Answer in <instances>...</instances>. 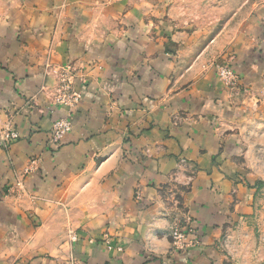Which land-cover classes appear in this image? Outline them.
Instances as JSON below:
<instances>
[{
	"label": "crops",
	"instance_id": "crops-1",
	"mask_svg": "<svg viewBox=\"0 0 264 264\" xmlns=\"http://www.w3.org/2000/svg\"><path fill=\"white\" fill-rule=\"evenodd\" d=\"M63 26L26 6L0 12V138L4 128L18 135L7 147L0 143V264H28L37 255L30 264H221L227 258L219 238L264 232V174L256 172L255 154L264 145V29L256 32L259 57L237 61L246 91L230 96L218 86L210 94L218 97L215 113L172 126L168 116L189 97H180L159 67L148 68L141 49L94 34L83 22L67 33ZM69 63L79 73L81 100L72 129L50 148L51 125L64 111L44 92ZM182 163L192 172L183 202L200 243L172 254L163 236L162 188ZM88 193L96 201L80 210L86 217L79 235L95 238L80 239L68 257L63 240L40 239L27 216L49 214L61 200L83 205ZM105 231L120 235L109 240L123 252L107 249Z\"/></svg>",
	"mask_w": 264,
	"mask_h": 264
},
{
	"label": "rangeland",
	"instance_id": "rangeland-1",
	"mask_svg": "<svg viewBox=\"0 0 264 264\" xmlns=\"http://www.w3.org/2000/svg\"><path fill=\"white\" fill-rule=\"evenodd\" d=\"M82 1L0 0V12L9 14L12 10H21L26 6L38 14L47 13L56 20L60 18L66 33L75 31L78 24L83 22V26L91 28L94 34L111 35L114 41H119L120 46L125 40L132 48L141 49V56L146 59L145 65L148 68L159 67L158 73L163 80L173 84L180 97H189L188 103L185 101L183 107L180 106L168 116L167 124L172 126L192 119L196 121L200 117L202 119L203 115L215 113L216 110L211 104L218 98V86L229 92L230 96L238 95L240 91L244 93L246 89L241 90L237 82L240 79L236 69L237 61L249 63L251 57L255 58L262 52L258 48L260 37L256 32L260 28L264 29V0ZM62 69L59 70L61 74L57 76L53 86H46L47 92H44L52 99V104L58 105L64 111L63 116L51 125L47 141L50 148L60 144L65 134L72 129L71 118L81 100V91L75 83L79 73L73 72L77 68L69 63ZM132 72H135L134 67ZM203 80H207V89L201 87L205 82ZM190 85H195L198 89L195 98L187 94L192 89L188 87ZM210 88L211 93L208 91ZM214 91L217 94L210 95ZM209 97H212L211 100ZM113 102L117 105L115 99ZM8 111L10 106H4V112ZM217 116L214 119L216 128L219 127ZM58 121L67 127L59 136L54 135L57 138L55 140L52 136ZM17 136L15 129L4 128L0 143L7 147ZM255 154L258 163L256 172L258 170L263 175L264 145L259 143ZM33 170L35 169H29ZM187 172L191 171L182 163L176 168L170 183L164 184L162 188L163 236L168 240L169 253L172 254L187 252L200 243L183 202V196L190 185L187 183ZM261 180L264 188V180ZM73 201H56L49 207V214L27 216L30 226L40 228V239L46 242L53 239L63 240L61 244H66L65 254L68 257L76 254L75 245H78L80 239L95 238L90 232L88 237H80L79 232L84 231L80 222L86 217L80 214V210L91 208L96 200L88 193L83 199V205L79 201L75 206ZM102 201L106 200L103 198ZM121 219L119 216L115 217L116 222L122 221ZM252 222L255 223V220ZM248 233H243L244 238H219L218 251L227 258L221 264H264V232L256 227L255 231L248 230ZM114 236L120 235L105 231L100 239L106 242L109 251L120 254L124 250L123 245L109 240ZM148 246L145 244L143 251L146 255H152ZM37 256L32 257L30 262ZM235 256L237 262L234 261ZM72 263L74 264L69 259L68 264Z\"/></svg>",
	"mask_w": 264,
	"mask_h": 264
},
{
	"label": "built area",
	"instance_id": "built-area-1",
	"mask_svg": "<svg viewBox=\"0 0 264 264\" xmlns=\"http://www.w3.org/2000/svg\"><path fill=\"white\" fill-rule=\"evenodd\" d=\"M68 87V86H66ZM63 100V99H62ZM56 124V127H55V130H53V136L51 134L52 137L55 138V136H59L61 134V132H64V130L66 129L67 126H65V124L63 123H60L59 121L55 123ZM64 126V128H63ZM55 135V136H54ZM59 138V137H58ZM57 138H55L56 140Z\"/></svg>",
	"mask_w": 264,
	"mask_h": 264
}]
</instances>
